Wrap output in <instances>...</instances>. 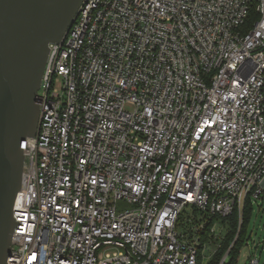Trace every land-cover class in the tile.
<instances>
[{
	"label": "built area",
	"instance_id": "2783aa9c",
	"mask_svg": "<svg viewBox=\"0 0 264 264\" xmlns=\"http://www.w3.org/2000/svg\"><path fill=\"white\" fill-rule=\"evenodd\" d=\"M37 103L7 264H211L264 198V0H85Z\"/></svg>",
	"mask_w": 264,
	"mask_h": 264
},
{
	"label": "water",
	"instance_id": "95a60500",
	"mask_svg": "<svg viewBox=\"0 0 264 264\" xmlns=\"http://www.w3.org/2000/svg\"><path fill=\"white\" fill-rule=\"evenodd\" d=\"M84 1L0 0V264L11 254L22 143L37 133L50 44L62 41Z\"/></svg>",
	"mask_w": 264,
	"mask_h": 264
},
{
	"label": "trees",
	"instance_id": "16d2710c",
	"mask_svg": "<svg viewBox=\"0 0 264 264\" xmlns=\"http://www.w3.org/2000/svg\"><path fill=\"white\" fill-rule=\"evenodd\" d=\"M255 203H257V205L259 207H262L263 203H264V198H262L261 203L257 202V201L253 202L250 199L247 200V202L245 204L244 213H243L241 223H240V219H239L237 211L234 212L233 214H231L229 217L222 218L223 222L228 224V230L229 231H228L227 237L223 243V247L220 249L218 254L214 257L211 264H218L219 263V261L221 260L223 254H224L225 249L233 241V239L235 238V236L238 233V228L240 227L238 242H237L236 246L234 247L232 253L230 254L229 259L225 262V264H236L237 253H238L240 247L242 246V244L246 240H248V238H249V237H247V227H248V224L250 222L252 213L254 211ZM193 209H194L195 214L199 213L198 209H196V208H193ZM214 218L217 219L219 217L215 216Z\"/></svg>",
	"mask_w": 264,
	"mask_h": 264
},
{
	"label": "rangeland",
	"instance_id": "374dc122",
	"mask_svg": "<svg viewBox=\"0 0 264 264\" xmlns=\"http://www.w3.org/2000/svg\"><path fill=\"white\" fill-rule=\"evenodd\" d=\"M129 207H132V205L127 204L125 201L119 202V209ZM247 237H249V248L242 250L240 262L243 263L245 261L249 249L253 248L256 256L260 259V264H264V203L262 207L255 203V208L247 227Z\"/></svg>",
	"mask_w": 264,
	"mask_h": 264
}]
</instances>
